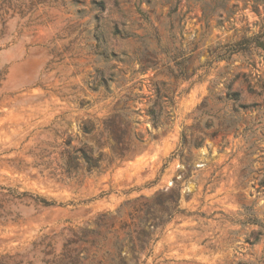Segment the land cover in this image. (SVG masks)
Listing matches in <instances>:
<instances>
[{
	"label": "rangeland",
	"instance_id": "374dc122",
	"mask_svg": "<svg viewBox=\"0 0 264 264\" xmlns=\"http://www.w3.org/2000/svg\"><path fill=\"white\" fill-rule=\"evenodd\" d=\"M0 264H264V0H0Z\"/></svg>",
	"mask_w": 264,
	"mask_h": 264
},
{
	"label": "trees",
	"instance_id": "16d2710c",
	"mask_svg": "<svg viewBox=\"0 0 264 264\" xmlns=\"http://www.w3.org/2000/svg\"><path fill=\"white\" fill-rule=\"evenodd\" d=\"M147 114L150 116V120L154 126L159 124V121H158L159 112H158V110L156 111V109L154 107H151L147 111ZM113 136H114L116 146L111 147L112 148L111 149L112 150V157L107 159V161H106L107 164L112 163L113 159L115 157H122L124 155V152H125L124 150H126V147H124V146H126L127 141H123V137L120 135L117 136V135H115V133ZM78 151L80 152L79 157L82 158L86 162V165L89 169L98 168L100 166V163L102 160L101 153L98 156L93 157V155H89L88 152H85L82 149H77L76 151H74L72 153V155L67 150H64V151H62V156L64 158L63 159V166L65 167L66 171H70L72 169V167H73L72 159H74V158L77 159L78 156H77L76 152H78ZM35 199L37 201L41 202L43 205H46V206L54 204L52 201H48V200L41 198V197H38V196H36Z\"/></svg>",
	"mask_w": 264,
	"mask_h": 264
}]
</instances>
